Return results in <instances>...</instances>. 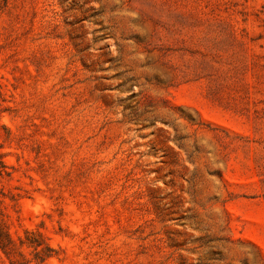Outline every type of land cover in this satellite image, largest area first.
Returning a JSON list of instances; mask_svg holds the SVG:
<instances>
[{"label":"rangeland","instance_id":"374dc122","mask_svg":"<svg viewBox=\"0 0 264 264\" xmlns=\"http://www.w3.org/2000/svg\"><path fill=\"white\" fill-rule=\"evenodd\" d=\"M0 264H264V0H0Z\"/></svg>","mask_w":264,"mask_h":264}]
</instances>
